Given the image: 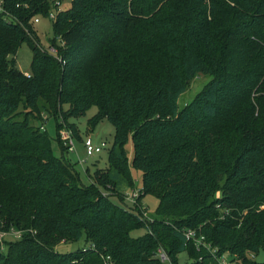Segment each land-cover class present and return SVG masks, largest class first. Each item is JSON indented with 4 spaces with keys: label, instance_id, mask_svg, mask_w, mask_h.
Here are the masks:
<instances>
[{
    "label": "trees",
    "instance_id": "1",
    "mask_svg": "<svg viewBox=\"0 0 264 264\" xmlns=\"http://www.w3.org/2000/svg\"><path fill=\"white\" fill-rule=\"evenodd\" d=\"M51 8L0 0V230L18 231L3 242L0 264H103L105 254L161 264L158 245L172 264L183 251L186 264H216L185 239L187 228L220 253L264 264L252 258L264 249V0H71L51 18L56 54L32 27ZM22 42L29 75L13 57ZM198 73L211 77L179 108ZM91 105V128L106 119L114 133L108 166L86 169V184L67 159L59 116L75 131L67 118ZM44 111L55 119L59 156L34 123ZM129 139L138 200L158 198L151 222L108 192L119 196L112 170L132 186ZM82 236L94 248L54 250Z\"/></svg>",
    "mask_w": 264,
    "mask_h": 264
},
{
    "label": "rangeland",
    "instance_id": "2",
    "mask_svg": "<svg viewBox=\"0 0 264 264\" xmlns=\"http://www.w3.org/2000/svg\"><path fill=\"white\" fill-rule=\"evenodd\" d=\"M52 8L50 9L49 13L52 12L55 14L57 10H66L70 6L71 0H50ZM34 21L32 22V27L36 33V35L39 38L40 44L44 48H48L50 45V40L54 37V33L52 30V20L51 18L47 16H40L36 15ZM56 39V38H55ZM57 40V39H56ZM15 59L16 66L23 72L29 71L30 69V60H31V50L26 42H22L20 46L18 47L16 53L13 55ZM210 74H203L198 73L195 77H193L185 89L184 92H182L178 99L177 104L178 107H182L186 102L190 101L194 95L201 89L203 84L207 82L210 79ZM42 99H39V104L41 105ZM64 108H66V105H63ZM97 108L95 105H91L84 114H80L77 116H69L67 118V122H70L74 124L76 128V132L78 133L79 137L76 136V132L73 130L72 127L68 126L66 122L62 119L61 116H59V120L61 122V126L63 123L69 127L74 134V140H75V146H76V152H67V159L72 163L73 167L78 171L80 180L83 183H89L93 179L90 177V175L87 174L85 171L88 169L89 174H92V171L98 167V168H106L108 166L107 162V150H103L100 153L94 154L92 156H86L85 151L83 149L82 139L84 136L90 135L92 139L95 142H99L101 140H104L107 142L108 147L111 146L112 139H113V133H114V127L113 125L106 119H103L99 121L98 124H96L93 128L89 125L88 119L96 112ZM44 113L47 114V120L44 122L45 127V134L50 138L51 140V147L53 149V152L56 155H60V145L57 141V132H56V123L53 115L51 112L44 111ZM40 120H35V125L40 124ZM81 138V141H80ZM125 150L127 152V158H128V165H129V174L132 179V186L124 180L123 177H121L119 174H117L114 170L111 171V174L115 176V180L117 181V191L119 193V196L122 198H119L117 194L112 193L110 190V198L117 204L123 205L125 207H130L131 202L126 198V196L131 194L132 189H140L141 188V171L134 167L131 162V156H132V143L129 139L125 143ZM84 160L82 164L79 163L78 160ZM138 203H142L145 211L148 215L153 217L155 208L158 204V198L151 194H145L143 195ZM145 232L144 227H140L137 229H133L130 234L132 236L141 235ZM17 233V232H16ZM15 231H5L0 230V244H2L1 251H4L6 248V244L3 242L5 239H14L16 236ZM88 242L84 240V236H82L80 239L75 241H61L58 244L54 246V250L58 252H69L74 251L79 248L87 247ZM227 256H231L227 252H223ZM253 259L256 261H264V249H260L258 253L254 254ZM178 259L180 264H186L190 262V259L187 257L186 252H180L178 254ZM161 264H169L168 262H162Z\"/></svg>",
    "mask_w": 264,
    "mask_h": 264
},
{
    "label": "built area",
    "instance_id": "3",
    "mask_svg": "<svg viewBox=\"0 0 264 264\" xmlns=\"http://www.w3.org/2000/svg\"><path fill=\"white\" fill-rule=\"evenodd\" d=\"M50 18L54 17V14L52 12L48 15ZM37 20V18H35ZM59 40V39H58ZM59 42L62 44V41L59 40ZM47 50L50 53L56 54L57 48L56 46L50 45ZM60 59V58H59ZM29 75V73H26ZM42 120L39 124V127L41 130H44V122L47 120V114L44 112H41ZM63 122V121H61ZM59 138L61 139L62 143L66 146L67 151L76 152V146H75V140H74V134L73 131L67 127L64 123L59 129ZM83 149L85 151L86 156H92L94 154L100 153L103 150H108L107 142L104 140H101L99 142H95L90 135H85L82 139ZM80 164L83 163L84 160H78ZM141 194V189H132L131 194L126 196V198L131 202V207L136 208L138 214L141 218L146 220V222L153 221V217L148 215L145 211V208L142 203H138V198ZM15 231L16 234H18V231ZM183 234L186 240H192L196 248L199 250L200 248H205L208 251V254L210 257H212L216 264H244L240 259L227 256L223 252H218L217 248L212 246L210 242L206 241L204 239L203 235L197 234L196 230L193 228H187L183 230ZM94 248L93 243H89L87 247H83L82 249H89ZM155 256L161 261V262H168L169 264H172L170 261V258L168 256L167 251L162 245H158L155 251ZM202 256H199V259H201ZM103 264H118L109 254L103 255L102 258Z\"/></svg>",
    "mask_w": 264,
    "mask_h": 264
},
{
    "label": "crops",
    "instance_id": "4",
    "mask_svg": "<svg viewBox=\"0 0 264 264\" xmlns=\"http://www.w3.org/2000/svg\"><path fill=\"white\" fill-rule=\"evenodd\" d=\"M28 71H25V73H27ZM87 135V134H86ZM80 141H81V138H80Z\"/></svg>",
    "mask_w": 264,
    "mask_h": 264
}]
</instances>
